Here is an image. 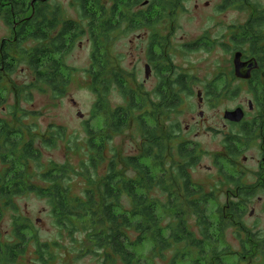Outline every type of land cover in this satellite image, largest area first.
Wrapping results in <instances>:
<instances>
[{
	"label": "trees",
	"instance_id": "1",
	"mask_svg": "<svg viewBox=\"0 0 264 264\" xmlns=\"http://www.w3.org/2000/svg\"><path fill=\"white\" fill-rule=\"evenodd\" d=\"M32 1L0 0V19H4L15 34L13 39L4 42L0 50V108L7 107L10 96L17 99L11 120L0 119V159L4 165L0 171V222L7 211H18L17 197L30 191L49 199L60 228L70 234L80 232L85 235L80 256H98L102 264H146L131 246L150 241L153 243L150 253L153 261L166 259L173 251L171 264H227L224 257L230 254L220 247L221 234L235 227L247 229L243 207L256 195L259 187L264 189V178L261 186L250 187L243 183L242 173L237 178L221 168L222 179L218 187L209 189L206 184L198 183L192 174L201 160L198 146L189 148L186 142L177 144V125H172L164 133L160 104L154 105L152 111L155 125L148 126L143 115L136 114L145 109V98L138 97L128 88L126 75L110 63L116 33L122 29L131 31L151 26L154 9H160V19L170 17L182 0H152L148 2L151 5L146 11L135 10L143 0H112V5L107 0H77L82 10L81 22L67 20L60 6L51 7V0ZM226 5H230L229 0ZM83 21L88 22L87 29ZM263 28L264 14L240 30L245 38L239 42L241 48L250 56L260 57V68L255 71V78L249 81L251 84L264 72ZM87 32L94 43L92 67L87 70L89 89L97 96L93 116L96 119L104 116L106 129L96 134L88 128L90 158L81 164L82 171L53 164L43 176V181L50 184L49 188L35 186L30 168L41 161L40 150L35 144L39 134L26 123L30 112L19 101L25 90L45 85L56 97L67 94L71 81L63 73L66 65L62 58ZM31 43L33 45L29 46ZM245 44L248 49H245ZM19 66H27L33 71L35 82L32 87L20 88L12 80ZM173 82L170 77H165L163 86L166 88L159 90L158 94L161 100H165L168 119L182 104L181 96L191 93L188 77L180 76ZM112 86L126 98V106L111 107L108 101ZM134 122L143 128L145 142L140 154L112 159L107 175L99 179L109 141L115 133H123ZM243 127V133L251 139L253 126ZM57 130V135L50 132L47 137L42 136V142L54 145L56 137L65 135L62 127ZM27 135L30 139H26ZM243 136H230L225 146L226 153L220 156L237 168V158L241 154L237 146L244 142ZM155 169L160 173H155ZM75 173L87 181L84 195L71 194L68 180ZM231 185L237 187L236 192L232 191L228 203L222 205L219 201L221 187ZM125 199L128 206L123 203ZM213 202L219 205L218 236L214 235L215 223L210 215ZM14 223V240H0V264H19L28 252L31 237L27 232L31 225L20 216L15 217ZM133 233L137 236L135 239L132 238ZM247 238L250 241L244 242V252L252 254L251 249L256 247L257 258H261L257 264H264V239L250 232ZM53 244L38 245L37 255L45 264L55 262V254L51 252ZM248 264L254 262L249 260Z\"/></svg>",
	"mask_w": 264,
	"mask_h": 264
},
{
	"label": "rangeland",
	"instance_id": "2",
	"mask_svg": "<svg viewBox=\"0 0 264 264\" xmlns=\"http://www.w3.org/2000/svg\"><path fill=\"white\" fill-rule=\"evenodd\" d=\"M32 3V0H27ZM142 4L135 10H149L151 4ZM182 0L170 17L160 19V9H154L151 26H143L131 31L115 34L110 63L126 75V85L138 97L145 98L146 106L137 115H143L148 126H154L152 119L154 105L159 103V90H165V77H170L175 83L178 77L186 76L191 86V93L181 96L182 104L171 114L170 119L165 116L162 120L164 133L172 125H177L175 132L180 142L188 143V147L198 146L201 152L200 164L192 174L195 180L210 189L218 187L220 170L223 168L228 174L237 178L243 174V183L247 186H261L264 178V72L260 79L251 84L236 77L235 56L241 48L239 42L245 38L241 29L251 20L260 18L264 14V0ZM150 2V3H151ZM112 5V0H107ZM145 3V6H144ZM51 7L60 6L66 14L67 20L81 22L82 10L77 0H51ZM148 13V12H147ZM149 23V22H148ZM85 28L88 22L83 21ZM153 25V26H152ZM125 28V27H124ZM126 29V28H125ZM264 30V28H263ZM15 37L12 28L8 27L4 19H0V50L6 40ZM31 43L29 46H32ZM248 49V45H244ZM94 43L90 35L85 33L76 41L70 53L62 58L66 65L64 75L70 79V86L65 96L56 97L53 91L45 85L39 89L29 88L35 82L34 73L27 66H19L12 75V80L18 87L29 88L21 97L20 105L30 112L26 123L39 134L36 139V148L40 150V163L30 168L32 183L49 188L50 184L43 181L50 167L67 165L79 172L81 164L90 158L89 131L96 134L105 130L104 116L97 119L93 110L97 104V96L89 89L90 78L87 70L92 67ZM153 64V75L147 80L146 66ZM256 88V91H254ZM109 101L112 108L124 107L128 101L119 89L112 86ZM202 92L203 103L198 94ZM139 101V98H137ZM250 103L252 108L250 109ZM17 99L14 95L8 99L7 107L0 108V119L11 120V113ZM238 108L245 109L247 116L242 126L234 125L225 120L228 111ZM167 111V109H166ZM204 113V115H202ZM154 115V114H153ZM244 125L253 126V133L249 139L243 133ZM54 127V128H52ZM62 127L65 135L54 141V145L42 142L50 132L57 135V129ZM252 130L251 127H248ZM141 124L133 123L123 133H115L105 149L106 161L100 166L99 179L108 173L109 163L114 158L137 156L145 142ZM243 136V143L239 144L241 154L237 158L239 167L222 158L226 153L225 146L229 137ZM26 139H30L27 135ZM237 143V140L234 141ZM148 165L150 162L146 161ZM4 165L0 159V171ZM155 173H160L158 169ZM134 175L133 173H131ZM72 195H84L87 181L79 174L71 175ZM219 201L227 204L228 196L236 192L234 185L221 187ZM124 205L128 206L126 199ZM17 209L5 213L0 222V240L13 241L14 221L20 216L31 225L27 234L31 237L28 252L19 264H45L37 255L38 245L52 244L51 252L55 254L53 264H102L101 258L95 255L80 256L81 242L85 238L83 233L70 234L60 228L53 215L49 199L39 196L35 192L26 191L16 199ZM219 205L213 202L210 206V215L214 221V235H219ZM244 226L247 229L230 228L221 234V249L227 250L224 260L227 264H248V261L257 264L256 247L250 252H244V242L250 241L247 235H257L264 239V189L259 187L256 195L250 199L245 207ZM36 237V239L34 238ZM137 236L132 234V238ZM253 239V237H252ZM56 244V245H55ZM250 248V247H249ZM137 256L146 264H171L173 251L166 259L152 260L150 253L153 243L146 241L140 246H131ZM244 261V262H243ZM186 264H189L187 262Z\"/></svg>",
	"mask_w": 264,
	"mask_h": 264
},
{
	"label": "water",
	"instance_id": "3",
	"mask_svg": "<svg viewBox=\"0 0 264 264\" xmlns=\"http://www.w3.org/2000/svg\"><path fill=\"white\" fill-rule=\"evenodd\" d=\"M149 1H147L146 4H148ZM235 71H236V77L242 78L246 80H250L252 78V73L255 69L259 68L258 61L256 59H252L250 62H243L242 61V53L239 52V54H236L235 56ZM149 68V67H148ZM147 68V72L149 74V69ZM149 77V76H148ZM198 98H200V102L202 103V92L198 94ZM252 103H250V109L252 108ZM203 115V113H202ZM246 113L245 110L242 108H238L235 111H228L225 114V120L230 121L232 123L241 124Z\"/></svg>",
	"mask_w": 264,
	"mask_h": 264
},
{
	"label": "flooded vegetation",
	"instance_id": "4",
	"mask_svg": "<svg viewBox=\"0 0 264 264\" xmlns=\"http://www.w3.org/2000/svg\"><path fill=\"white\" fill-rule=\"evenodd\" d=\"M239 52H241L242 53V61L243 62H250V61H252V59H256L257 61H258V65H259V68H260V57H258V56H256V55H252V56H250L247 52H245V50H243L242 48H240V49H238V51L236 52V54H239ZM149 67V68H148ZM152 67H153V64L152 63H148V65L146 66V74H147V80H149L151 77H152V75H153V69H152ZM147 68L149 69V74H148V72H147ZM259 68H257V69H255L254 71H253V73H252V78L250 79V80H246V79H242V78H240L242 81H244V82H249V81H251V80H253V78H255V71H257ZM149 76V77H148ZM239 79V78H238ZM239 79V80H240ZM163 90V89H162ZM203 95V94H202ZM159 100H160V102L159 103H156V104H160V109H159V111H160V113H161V119L163 120V118L165 117V116H167V112H166V104H165V100H161V98H159ZM203 101H204V99H203ZM203 101H202V103H203ZM155 104V105H156ZM243 109V108H242ZM245 110V109H244ZM251 110L252 111H254V109L253 108H251ZM245 113H246V111H245ZM203 115H204V113H203ZM246 116H247V113H246V115H245V117H244V119H243V121H242V123L241 124H237V123H233L234 125H238V126H242V124L243 123H245L244 122V120L246 119ZM230 122V121H229ZM232 123V122H231Z\"/></svg>",
	"mask_w": 264,
	"mask_h": 264
}]
</instances>
